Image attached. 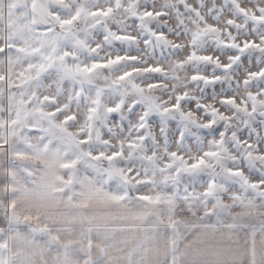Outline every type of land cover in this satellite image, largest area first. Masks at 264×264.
Returning a JSON list of instances; mask_svg holds the SVG:
<instances>
[{
    "label": "snow or ice",
    "instance_id": "6c2138e0",
    "mask_svg": "<svg viewBox=\"0 0 264 264\" xmlns=\"http://www.w3.org/2000/svg\"><path fill=\"white\" fill-rule=\"evenodd\" d=\"M0 264H264V0H0Z\"/></svg>",
    "mask_w": 264,
    "mask_h": 264
}]
</instances>
